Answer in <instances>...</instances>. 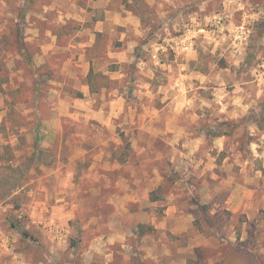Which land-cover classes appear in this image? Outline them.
I'll use <instances>...</instances> for the list:
<instances>
[{"label":"rangeland","instance_id":"374dc122","mask_svg":"<svg viewBox=\"0 0 264 264\" xmlns=\"http://www.w3.org/2000/svg\"><path fill=\"white\" fill-rule=\"evenodd\" d=\"M201 2L0 0V264H91L85 250L109 228L115 235L118 225L126 231L125 249L113 244L107 249L114 256H104L95 243L100 258L92 264H264V180L234 184L252 190L247 213L223 208L229 190L216 196L217 205L201 204L199 189L212 182L209 174L191 178L186 171L173 172L167 157L153 161L154 153L167 152L158 139L148 141L149 152L138 154V130L114 127L119 118L105 116L113 111L114 89L120 95L126 85L128 100L134 99L136 62L145 59L142 47L161 27L159 13L173 19L179 12H197ZM235 2L244 7L234 14V27L249 33L246 71L264 57V0ZM133 29L143 31L144 38L135 37ZM19 39L29 47L32 67L16 54L12 43ZM133 41L136 61L122 64L115 57ZM168 56L176 59L175 51L169 48ZM218 67L227 62L220 59ZM121 69L127 76L112 79ZM35 73L50 81L42 77L36 89ZM127 110L125 105L121 114ZM213 121L206 116L200 123L210 129ZM253 123L264 131V92L246 116L216 121V132L209 134L226 129L230 135ZM255 139L242 138L244 143ZM225 156L220 154L218 165ZM153 169L163 175L158 187L144 184ZM130 175L141 180L139 185L128 186ZM171 194L193 217L191 230L179 236L169 232L177 221L163 219ZM148 221L168 230H154Z\"/></svg>","mask_w":264,"mask_h":264},{"label":"clouds","instance_id":"9594fccd","mask_svg":"<svg viewBox=\"0 0 264 264\" xmlns=\"http://www.w3.org/2000/svg\"><path fill=\"white\" fill-rule=\"evenodd\" d=\"M197 7V12L187 15L179 12L173 19H167V12L159 13L161 27L143 45L145 59L136 62L134 99L128 100L126 85H121L120 95L114 89L110 95L116 97V104L105 116L119 118L113 121L114 127L128 132L137 129L141 134L148 133L153 139L163 140L168 146L167 152L154 153L153 161L167 157L178 169L192 168L201 175L211 174L213 179L205 194L212 198L225 194L241 180L245 183L264 180L261 175L264 172V131L256 124L241 125L230 135L226 134V129L218 135L209 134V131L216 132V121H237L256 106L257 98L264 92L261 87L264 85V57L258 56L261 63L242 71V66L247 67L244 62L249 33L234 27L233 16L244 5L235 0H202ZM136 25H139L138 20ZM131 31L135 37L144 38L143 31ZM174 32L183 35L174 39ZM136 46L137 41L129 43L116 60L133 64ZM169 48L175 51L176 59H169ZM220 59L227 62V67H218ZM126 76L121 69L112 79L119 81ZM125 105L128 110L121 114ZM107 106L105 102L103 107ZM206 116L214 118L210 129L202 128L200 123ZM246 136L256 139L244 143L242 138ZM221 153L226 156L218 165ZM214 168L219 174L212 172Z\"/></svg>","mask_w":264,"mask_h":264},{"label":"crops","instance_id":"0c3cea01","mask_svg":"<svg viewBox=\"0 0 264 264\" xmlns=\"http://www.w3.org/2000/svg\"><path fill=\"white\" fill-rule=\"evenodd\" d=\"M107 20L103 21V22H99V24H103V23H106ZM114 104H116V100L114 102ZM138 134V137H137V142H135V149L134 151L135 152H139L138 149H146V151H150L151 150V144L148 143L153 141V140H159L161 142V144L163 146H165V149L167 150L168 149V146L166 144H164L163 140L159 139V138H151L150 134L148 133H143L141 134L139 131L137 132ZM145 137V140H142L141 138H144ZM140 144H139V142ZM137 143H138V146H137ZM144 152V151H143ZM146 152V153H148ZM141 153V152H140ZM138 153V154H140ZM112 161V160H111ZM113 163H116V160L112 161ZM167 166L173 171V172H182V171H186L189 173V175H191V178H199V177H202L204 176L205 174H208V173H205L204 175H201L199 174L197 171H194L192 168H188L187 170H184L183 168H177V166L175 165V163L167 158ZM217 164H219V160L217 161ZM118 166V165H117ZM117 168V167H115ZM216 168L212 169V172L215 170ZM152 174L146 179L144 180L145 181V185H149V184H157L156 186L158 187L160 184H163V175H157V171H153L152 170ZM212 178V175L209 174ZM194 176V177H193ZM121 181L119 182H116L114 184H119ZM139 182H141V180L139 181L138 178L135 176V175H130L129 177V180H128V186L130 188H132V185L133 184L135 187L137 185H139ZM154 183V184H153ZM207 185L204 184V186H202L199 190L201 192V198L199 199L200 203L201 204H212L213 206L217 205L216 201H215V198L216 196H213L212 198H209L205 193L207 191ZM233 187H235L234 185L232 186V189L229 190V193L227 194V198L226 200L223 202L224 205L223 208H225V210H227L228 212H231L232 214H236V213H247V208H249V204L252 202L251 200V192L252 190L249 189V186H242L241 185V189H239V187L237 186L236 189H234ZM150 191V190H148ZM151 192V191H150ZM132 197L127 198V201L129 200H132L131 199ZM135 198V197H134ZM168 200L170 201L169 204L165 207V209L163 210V214L165 215L163 217V219L165 221H168V220H175L177 221V228H173V229H169V232L171 234H175L177 236H179L180 234L182 233H187L189 232V230H191V227H192V220H193V217L190 215V216H187L189 214H186V211H184L185 208L182 207V205L180 203L177 202V197L175 194H171L170 196H167ZM149 200V199H148ZM254 201L258 200V198L254 197L253 199ZM135 203V202H134ZM149 203H152V204H155L156 203V199L155 200H151L149 201ZM124 212V211H123ZM126 214V212H124ZM139 214H143L142 212H140ZM186 221H189V224H185ZM147 222V221H145ZM148 222H151L153 229L154 228H159L160 230H168L167 228V225H164V224H160L159 226L155 225V223L153 221H148ZM141 224H144V222L141 221ZM180 225H183V226H180ZM142 226V225H140ZM109 230L111 231L109 234H107V236H102L99 234V236H96L94 238V240L92 241L91 245L89 246V249L85 250V255L87 256V260H90L93 262L94 258H100V251H97L99 250L100 248H104V251L103 253H101V255H104V256H109L110 254L109 253H112L113 256H114V252H111L109 251L108 253V249L107 247H111L113 244H116V245H119L121 248L125 249L124 245H125V241H126V231L124 228H121L120 229V225H118V230H117V233L114 235L112 234L113 232V229H110ZM155 230V229H154ZM106 235V234H104ZM113 235V236H111ZM111 236V237H110ZM116 236V237H115ZM95 243L99 245V249L95 247ZM146 250V248H145ZM94 252H98L97 254L94 253ZM102 252V251H101ZM93 259V260H92ZM86 260V261H87ZM91 262V264H92ZM41 264V263H40Z\"/></svg>","mask_w":264,"mask_h":264},{"label":"trees","instance_id":"16d2710c","mask_svg":"<svg viewBox=\"0 0 264 264\" xmlns=\"http://www.w3.org/2000/svg\"><path fill=\"white\" fill-rule=\"evenodd\" d=\"M12 44H13L15 50H16L17 56L20 59H22V61H24L27 65H29V66L32 67V65H33V59H32L31 54L28 53L29 47L27 46V44L23 40H21V39H19L17 41H13ZM90 74L91 73H89V75ZM35 75L37 76L36 79H35L36 80L35 81V87H36V89H37V85H39L40 79L42 77L45 80V82L50 81L48 76H47L48 78H46L44 75L41 76L38 73H35ZM81 96H82L81 94L77 95V97H79V98H81ZM143 232H144V230H142V234H144ZM23 234L26 235V233H23Z\"/></svg>","mask_w":264,"mask_h":264}]
</instances>
